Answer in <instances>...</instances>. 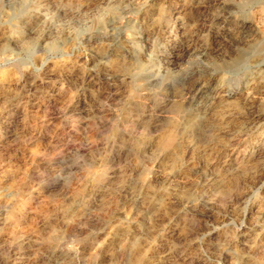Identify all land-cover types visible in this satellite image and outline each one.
Masks as SVG:
<instances>
[{
  "label": "rangeland",
  "instance_id": "obj_1",
  "mask_svg": "<svg viewBox=\"0 0 264 264\" xmlns=\"http://www.w3.org/2000/svg\"><path fill=\"white\" fill-rule=\"evenodd\" d=\"M0 264H264V0H0Z\"/></svg>",
  "mask_w": 264,
  "mask_h": 264
},
{
  "label": "bare ground",
  "instance_id": "obj_2",
  "mask_svg": "<svg viewBox=\"0 0 264 264\" xmlns=\"http://www.w3.org/2000/svg\"><path fill=\"white\" fill-rule=\"evenodd\" d=\"M170 138V137H169Z\"/></svg>",
  "mask_w": 264,
  "mask_h": 264
}]
</instances>
